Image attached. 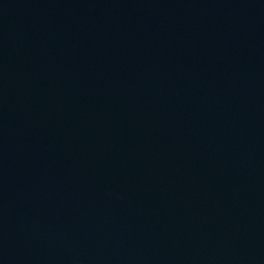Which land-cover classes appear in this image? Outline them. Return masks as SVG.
<instances>
[{"label":"water","instance_id":"obj_1","mask_svg":"<svg viewBox=\"0 0 264 264\" xmlns=\"http://www.w3.org/2000/svg\"><path fill=\"white\" fill-rule=\"evenodd\" d=\"M0 264H264V0H0Z\"/></svg>","mask_w":264,"mask_h":264}]
</instances>
